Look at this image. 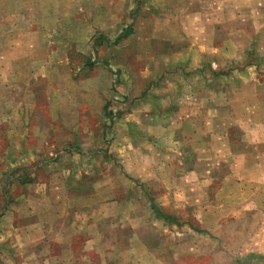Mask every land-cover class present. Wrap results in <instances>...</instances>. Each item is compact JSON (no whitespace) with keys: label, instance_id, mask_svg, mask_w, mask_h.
<instances>
[{"label":"rangeland","instance_id":"obj_1","mask_svg":"<svg viewBox=\"0 0 264 264\" xmlns=\"http://www.w3.org/2000/svg\"><path fill=\"white\" fill-rule=\"evenodd\" d=\"M61 255L264 264V0H0V264Z\"/></svg>","mask_w":264,"mask_h":264},{"label":"crops","instance_id":"obj_2","mask_svg":"<svg viewBox=\"0 0 264 264\" xmlns=\"http://www.w3.org/2000/svg\"><path fill=\"white\" fill-rule=\"evenodd\" d=\"M62 251V250H61ZM68 256L63 257L62 255L59 256L60 259V263L59 264H83V259L82 258H78V255H72L70 258H67ZM57 258H47L46 260V264H53V262L56 261ZM62 259H64L63 261H61ZM79 260V261H78Z\"/></svg>","mask_w":264,"mask_h":264},{"label":"trees","instance_id":"obj_3","mask_svg":"<svg viewBox=\"0 0 264 264\" xmlns=\"http://www.w3.org/2000/svg\"><path fill=\"white\" fill-rule=\"evenodd\" d=\"M153 209L155 211V214L157 216H159L160 218L164 219L166 222H170V223H174L175 218L169 214L164 213L163 211H161L156 205H153Z\"/></svg>","mask_w":264,"mask_h":264}]
</instances>
